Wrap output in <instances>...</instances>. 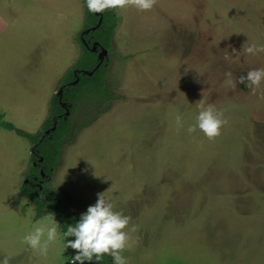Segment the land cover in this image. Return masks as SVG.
<instances>
[{
	"label": "rangeland",
	"instance_id": "obj_1",
	"mask_svg": "<svg viewBox=\"0 0 264 264\" xmlns=\"http://www.w3.org/2000/svg\"><path fill=\"white\" fill-rule=\"evenodd\" d=\"M115 10L108 110L90 117L97 98L81 97L48 187L79 214L105 192L130 217L126 264H264V80L252 90L239 82L264 68V52L242 51L264 44V0ZM85 11L82 0H0V257L10 264H69L75 253L53 215L35 219L21 192L33 145L2 123L43 130L83 54ZM197 105L222 112L218 136L187 132ZM49 218L60 238L42 256L23 236Z\"/></svg>",
	"mask_w": 264,
	"mask_h": 264
},
{
	"label": "trees",
	"instance_id": "obj_2",
	"mask_svg": "<svg viewBox=\"0 0 264 264\" xmlns=\"http://www.w3.org/2000/svg\"><path fill=\"white\" fill-rule=\"evenodd\" d=\"M82 1L86 5L85 0ZM102 15L103 22L101 26L96 31L84 36L88 46L83 44L81 38L79 39L83 54H81L74 67L66 73L62 81V86H65L62 96H56L53 99L49 116L43 124V130L33 135L15 129L11 123H2L4 128L14 130L18 136L27 139L33 145L30 170L26 175L28 182L22 186L21 192L28 200L33 202L36 210L35 219L48 214L53 215L60 224L62 233L69 224H73L80 217V214L70 209L64 192L48 187L54 177L55 169L59 166L63 145L71 129V117L65 118L66 112L69 111L70 115H73L83 107L81 97L86 96L85 98H87L91 94H94L93 96L97 98L98 102L93 106L94 108L90 106V117H94L95 113L108 110V108L104 109L103 106V101L106 99L108 63L104 61L91 76L84 74L85 71L92 72L95 69L99 62L98 54L102 48L108 51L112 49L113 35L120 23L115 8L105 9ZM98 21L99 17L95 13L89 12L86 6L84 30L94 27ZM96 42L99 43L98 51L94 53L91 48ZM76 72H79L77 74L79 82L72 86L71 83L77 78ZM53 127H55V130L49 136H45V132ZM42 170L44 176L41 174ZM65 239H74V237H65ZM85 264H89V262H85ZM100 264H113L112 257L105 254Z\"/></svg>",
	"mask_w": 264,
	"mask_h": 264
},
{
	"label": "clouds",
	"instance_id": "obj_3",
	"mask_svg": "<svg viewBox=\"0 0 264 264\" xmlns=\"http://www.w3.org/2000/svg\"><path fill=\"white\" fill-rule=\"evenodd\" d=\"M89 12L102 13L105 9L123 6L126 3L134 5L140 10H149L153 7L154 0H85ZM236 52L235 49H233ZM247 54L264 52V44H251L242 47ZM264 80V68L250 69L246 75L239 77V82L246 84L251 90ZM198 111L195 123L189 125L188 133L199 129L209 139L220 134L221 127L227 123L222 112L212 105H197ZM179 123V118H178ZM23 203V201H22ZM29 215V209L27 214ZM130 217L117 210L115 203L105 195V192L97 194V200L89 205L86 211L73 224H69L63 232V237H74L66 239V248L75 250L69 264H100L105 254L112 257L113 264H126V258L121 254L128 244L129 236L125 229L129 225ZM60 238L58 226L53 219L45 222L37 221L32 229L23 236L26 245L38 250L40 255H46L49 245L57 242ZM11 254L0 257V264H10Z\"/></svg>",
	"mask_w": 264,
	"mask_h": 264
},
{
	"label": "water",
	"instance_id": "obj_4",
	"mask_svg": "<svg viewBox=\"0 0 264 264\" xmlns=\"http://www.w3.org/2000/svg\"><path fill=\"white\" fill-rule=\"evenodd\" d=\"M95 15H96L97 17H99V21H98V23H97L94 27L89 28V29H87V30H84V31L81 33V40H82L83 44H85L86 46H88V45H87L86 41L84 40V36L87 35V34H89V33H91V32L96 31V30L101 26V24H102V22H103V15H102V13H95ZM98 45H99V43H97V42L94 43L93 46H92V48H91V51L94 52V53L97 52V51H98ZM107 54H108V50L102 48V50H101V51L99 52V54H98L99 62H98V64H97V66L95 67V69H94L92 72H87V71H85L84 74H88L89 76H91L96 70H98V69L100 68V66L103 64V62H104L105 57L107 56ZM77 73H78V72H76V76H77ZM78 82H79V77L77 76L76 80H75L73 83H71V85H72V86H75ZM63 90H64V88H61V89H60V96H59V97L62 96ZM63 106H65V104H63ZM69 114H70V112L67 111V112H66V115H65V118H67V117L69 116ZM54 130H55V127H53V128L50 129V130H47V131L45 132V136H49V135L51 134V132L54 131ZM41 161H42V159H41ZM41 174H42V176L45 175L43 170L41 171ZM27 182H28V180H26V183H27Z\"/></svg>",
	"mask_w": 264,
	"mask_h": 264
},
{
	"label": "crops",
	"instance_id": "obj_5",
	"mask_svg": "<svg viewBox=\"0 0 264 264\" xmlns=\"http://www.w3.org/2000/svg\"><path fill=\"white\" fill-rule=\"evenodd\" d=\"M8 123H10V122H8ZM12 124V123H11ZM14 125V124H13ZM30 152V151H29ZM30 159H31V154L29 155V161H30ZM29 161H28V164H29ZM58 168V167H57ZM26 182H24V184H25ZM60 191V190H59ZM62 192H64V191H62ZM65 193V192H64ZM66 194V193H65ZM75 213H77V214H79V212H75Z\"/></svg>",
	"mask_w": 264,
	"mask_h": 264
},
{
	"label": "flooded vegetation",
	"instance_id": "obj_6",
	"mask_svg": "<svg viewBox=\"0 0 264 264\" xmlns=\"http://www.w3.org/2000/svg\"><path fill=\"white\" fill-rule=\"evenodd\" d=\"M87 35H88V34H87ZM85 36H86V35H85ZM84 40H85V39H84ZM78 73H79V72H78ZM78 73H77V74H78ZM77 76H78V75H77ZM62 88H65V86H63ZM69 115H70V114H69ZM68 117H69V116H68Z\"/></svg>",
	"mask_w": 264,
	"mask_h": 264
}]
</instances>
